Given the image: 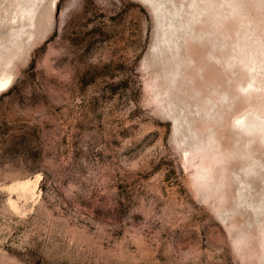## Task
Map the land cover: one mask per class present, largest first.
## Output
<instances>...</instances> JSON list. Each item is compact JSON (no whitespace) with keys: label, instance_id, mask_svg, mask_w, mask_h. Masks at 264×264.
Returning a JSON list of instances; mask_svg holds the SVG:
<instances>
[{"label":"rangeland","instance_id":"374dc122","mask_svg":"<svg viewBox=\"0 0 264 264\" xmlns=\"http://www.w3.org/2000/svg\"><path fill=\"white\" fill-rule=\"evenodd\" d=\"M0 73V264H264V0H0Z\"/></svg>","mask_w":264,"mask_h":264},{"label":"bare ground","instance_id":"6f19581e","mask_svg":"<svg viewBox=\"0 0 264 264\" xmlns=\"http://www.w3.org/2000/svg\"><path fill=\"white\" fill-rule=\"evenodd\" d=\"M52 2H54V1H52ZM54 4H55V2H54ZM16 14V13H15ZM27 19L28 17H25L24 16V19ZM25 19V20H26ZM15 23V22H14ZM26 42V41H25ZM26 44H27V42H26ZM1 57H2V54H1ZM5 59V58H4ZM3 58H2V60H4ZM11 59V58H10ZM4 62H6V61H4ZM2 64V63H1ZM9 67V66H8ZM4 73V72H3ZM1 74V73H0ZM5 74V73H4ZM3 74V77H1L0 78V85H3V89H5L7 86H9V83H10V77L9 76H6V75H4ZM2 89V90H3ZM2 90H0V91H2Z\"/></svg>","mask_w":264,"mask_h":264},{"label":"snow or ice","instance_id":"6c2138e0","mask_svg":"<svg viewBox=\"0 0 264 264\" xmlns=\"http://www.w3.org/2000/svg\"><path fill=\"white\" fill-rule=\"evenodd\" d=\"M3 89V85H0V90H2Z\"/></svg>","mask_w":264,"mask_h":264}]
</instances>
